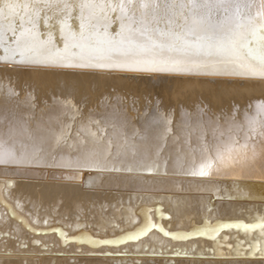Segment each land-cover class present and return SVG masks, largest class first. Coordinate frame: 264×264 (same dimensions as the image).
I'll return each instance as SVG.
<instances>
[{
	"label": "bare ground",
	"instance_id": "6f19581e",
	"mask_svg": "<svg viewBox=\"0 0 264 264\" xmlns=\"http://www.w3.org/2000/svg\"><path fill=\"white\" fill-rule=\"evenodd\" d=\"M261 58L264 0H0V264H264Z\"/></svg>",
	"mask_w": 264,
	"mask_h": 264
},
{
	"label": "snow or ice",
	"instance_id": "6c2138e0",
	"mask_svg": "<svg viewBox=\"0 0 264 264\" xmlns=\"http://www.w3.org/2000/svg\"><path fill=\"white\" fill-rule=\"evenodd\" d=\"M260 63H261V70L259 72L250 70V72L248 74L264 76V58H261ZM210 166L211 165L209 164L208 167H210ZM198 174L199 175H206L207 173L205 171L201 170ZM262 226H264V222H262Z\"/></svg>",
	"mask_w": 264,
	"mask_h": 264
},
{
	"label": "water",
	"instance_id": "95a60500",
	"mask_svg": "<svg viewBox=\"0 0 264 264\" xmlns=\"http://www.w3.org/2000/svg\"><path fill=\"white\" fill-rule=\"evenodd\" d=\"M30 64V63H29ZM53 65V64H52ZM55 65V64H54ZM53 65V66H54ZM78 67H80V66H78ZM82 68H90V66H82ZM92 68H104V67H98V66H93ZM109 69H111V68H109ZM141 70H144V69H141ZM157 72H159V73H161V74H176V71H173V70H158ZM178 73H184V72H178ZM191 73H196V72H190V73H188V74H191ZM226 184H235L234 182H231V181H229V183H226ZM251 185H255L254 183L252 184L251 183Z\"/></svg>",
	"mask_w": 264,
	"mask_h": 264
}]
</instances>
